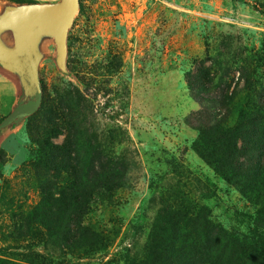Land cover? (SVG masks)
<instances>
[{
  "label": "rangeland",
  "instance_id": "obj_1",
  "mask_svg": "<svg viewBox=\"0 0 264 264\" xmlns=\"http://www.w3.org/2000/svg\"><path fill=\"white\" fill-rule=\"evenodd\" d=\"M57 1L0 0V14ZM1 39L12 46L13 32ZM36 50L43 105L0 139V264H264L247 239L264 173L241 188L219 177L195 118L205 105L215 109L201 94L229 97L222 111L264 103V0H79L63 68L52 36L41 35ZM195 79L203 92L190 86ZM75 88L87 98L79 109L46 113L74 103L66 97ZM21 96L35 99L0 65V120ZM72 133L77 167L118 186L94 188L75 221L52 217L47 197L65 178L43 163L45 140L62 145ZM90 150L102 154L93 169Z\"/></svg>",
  "mask_w": 264,
  "mask_h": 264
},
{
  "label": "trees",
  "instance_id": "obj_2",
  "mask_svg": "<svg viewBox=\"0 0 264 264\" xmlns=\"http://www.w3.org/2000/svg\"><path fill=\"white\" fill-rule=\"evenodd\" d=\"M237 1L243 2L245 0H231L233 5ZM190 86L197 89L198 93H200L206 89L207 85L203 81L195 79L190 83ZM40 87L43 94L44 87L41 81ZM73 92L74 94L69 92L70 95L66 98L70 99V97L75 95L77 100L74 103L71 102L69 104L66 101L67 104L65 106L62 103L50 104L44 107L46 113L51 114L56 110L63 115H70L72 110L79 109V103L86 101L87 98H85L84 93L78 88H75ZM198 98L199 100H206L210 105L215 106V109H213L211 106L205 105L195 113L200 130L198 140L200 144H204L207 147L209 161L213 165L212 167L219 174V177L230 176V179L232 178L231 181L236 187H243L245 182L249 184L252 174L255 173V175L260 176V173H264V103L251 106L247 110L238 109L228 111L226 109V111H222L219 108V104L224 106L229 101V97L226 96L222 100L215 95L201 94ZM21 105H23L22 96L18 99L17 104H15L11 112L0 120V124ZM42 105L43 103L40 101L37 107H41ZM50 114H48L49 117H51ZM25 117L22 114L17 115L10 123L1 126L0 139L7 131L19 125ZM57 126H59L58 123L51 122L50 127L53 130L56 131ZM58 133L56 134L57 136ZM49 138L44 143L43 154L46 157L43 162L44 166L48 171L62 175L65 178L63 185L58 187L52 193L53 195L51 197H47V200H51L52 205H54L57 211H54L55 214L52 217L57 216V219H59L64 216L69 219L71 218L73 221L80 220L85 213L88 197L95 190L94 188L103 187L106 191H113L118 186L111 185V176L109 175H99L94 170L84 173L82 171L83 166L77 167L78 157L71 156V152H77L75 142L73 141L75 139L74 133H72V140L68 139L62 145H54V143L49 141ZM241 141L244 142L242 146L239 145ZM208 147H210V150ZM250 147L253 150L250 153L256 154V156H253L254 158L251 157L250 153H247ZM249 154L250 156H248ZM89 155L90 167L93 169L94 166L101 163L102 154L100 151L94 153L90 150ZM235 156L240 158L243 163L238 164V162H235ZM254 159H256V162H253L255 167L247 170L245 168L246 163ZM2 169L3 162L0 157V173ZM260 212V216L256 218L254 223L258 226L252 228L250 233L253 234H251V237H247V239H249L248 247H250V255L264 263V203L262 204V210ZM50 221L51 219L48 220V222ZM209 247L212 248L210 245Z\"/></svg>",
  "mask_w": 264,
  "mask_h": 264
},
{
  "label": "water",
  "instance_id": "obj_3",
  "mask_svg": "<svg viewBox=\"0 0 264 264\" xmlns=\"http://www.w3.org/2000/svg\"><path fill=\"white\" fill-rule=\"evenodd\" d=\"M79 0L32 3L7 7L0 14V65L19 73L27 93L36 97L18 107L0 124L5 126L17 115H26L37 108L42 92L38 77L40 54L36 50L38 38L47 34L53 37L58 65L63 68L66 58L67 34L78 11ZM13 32V45L6 46L1 34Z\"/></svg>",
  "mask_w": 264,
  "mask_h": 264
}]
</instances>
